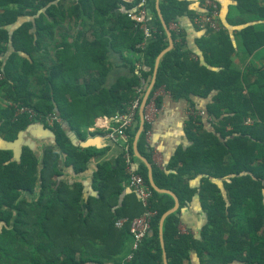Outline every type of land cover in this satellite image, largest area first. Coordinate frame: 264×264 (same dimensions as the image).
<instances>
[{"label": "trees", "instance_id": "1", "mask_svg": "<svg viewBox=\"0 0 264 264\" xmlns=\"http://www.w3.org/2000/svg\"><path fill=\"white\" fill-rule=\"evenodd\" d=\"M152 1L157 31L148 40L141 24L131 18L138 0H0V137L13 142L35 123L26 114L15 116L14 106L3 104L7 101L40 113L57 112L62 118L53 126L44 124L54 144L42 156L29 144L23 145L20 159L12 149L0 147V264H106L113 258H106L104 251L116 220L143 213L135 192L123 195L128 175L122 155L116 164L99 163L94 173L99 197L87 202L82 184L62 176L64 167L86 171L93 156L106 152L76 145L70 132L85 139L97 117L126 108L142 79L143 92L149 86L156 58L169 44ZM235 1L264 16L260 0ZM189 5L190 0H160L169 26L185 13L195 16ZM171 32L174 46L160 60L152 93L163 87L195 108L193 96L216 93L206 107L214 119L212 127L190 117L186 133L192 144L178 148L168 168L153 163L145 137L148 124L138 138L157 186L180 200L163 224L168 264H186L192 249L203 264H264V67L239 69L225 29L206 32L198 40L206 65L188 50L182 31ZM241 35L249 55L264 44V31L252 25ZM113 52L127 73L110 80ZM162 102L159 95L157 104ZM249 118L252 122L246 123ZM138 125L129 139L135 160ZM137 169L153 191L150 206L157 214L130 264H164L160 220L175 199L152 187L143 162ZM198 175L202 178L197 190L189 181ZM195 194L207 213L200 240L178 227L182 207ZM92 200L102 205V220L105 210L111 216L103 227L95 225ZM123 227V235L129 234L128 225Z\"/></svg>", "mask_w": 264, "mask_h": 264}, {"label": "crops", "instance_id": "2", "mask_svg": "<svg viewBox=\"0 0 264 264\" xmlns=\"http://www.w3.org/2000/svg\"><path fill=\"white\" fill-rule=\"evenodd\" d=\"M215 1L219 6L220 21L223 24V28L230 35L235 48V53L232 55L234 64L242 71H246L248 67L251 69L255 67H264V44L249 55L247 54V49L241 35V30L248 25H252L256 31H264V16L259 15L256 11L251 9L245 10L243 8L244 5H239L235 0ZM149 4L151 15L150 25L157 28L156 17L153 12V1L150 0ZM202 4L203 0H190L189 8L195 12L196 15L198 12L202 11ZM260 5L264 6V0H260ZM155 9L157 11L156 0ZM193 18L194 16L192 17L190 13H185L175 21L173 26L184 33L188 50L195 55L200 61V64L206 65L207 62L204 58L203 50L198 46V40L207 33L194 24ZM153 37L154 36L147 39L150 40ZM111 60L114 64V69L110 73V80H114L119 75L127 73V69L123 67L122 59L119 54L113 52V54H111ZM215 93L216 90H213L210 93V96L206 98L193 96L192 100L195 102L197 108L206 110L207 104L212 100V96ZM190 106H192L191 103L186 99L176 100L170 94H165L163 96L161 111L152 124L151 134L147 139V144L152 152L153 163L162 169H166L170 166L171 160L178 148H185L192 144L186 133V127L188 120L190 119L188 113ZM203 121L206 127H212V122H208V120ZM108 123H110L109 116L97 117L94 124L87 130L88 134L85 139H80L75 132H71L76 135V145L81 147L96 146L98 148L106 149L104 154L93 156L89 161L88 169L82 173H75L73 167L63 168V178L67 179L70 183L80 182L82 184L84 202H87L91 198L99 197V189L97 188L94 179V173L99 163L109 161L112 164H116L118 158L122 155L120 144L118 145L111 142L105 135L106 132L104 126ZM65 126L69 130L68 125L66 124ZM23 138L26 142L33 144V147L36 149L39 156L43 155L45 148L54 144L53 137L47 133H43L40 126L34 124L27 128ZM89 140L92 142L84 145V142ZM139 162H141L139 159L135 160L136 168H138ZM61 165H64V161H62ZM170 170H173L174 172L176 169L172 168ZM201 178V175L191 178L189 181L190 187L198 190ZM218 182L220 186H223L222 181L219 180ZM130 191L129 188L125 187L123 195ZM109 202L110 201H108V203ZM92 206L96 213L95 225L103 227L106 219V223L108 224V220H111V216L108 217V211L105 210L106 218H103V221L100 217L102 205L97 201L92 200ZM115 209L116 207L113 208L112 211ZM109 212L111 213V211ZM179 218L180 221L178 227L181 233H189L195 239H202V232L207 222V213L201 206L199 194H195L192 199L182 207L179 213ZM114 226L115 227L111 228L109 231L110 241L104 251L106 258L113 257L114 259L110 258L106 260V264H114L116 260L119 261L118 264H120L132 252L133 238L131 234L127 233L126 235H123L122 229L124 227H118L116 224ZM97 234L99 237L102 236V233ZM186 264H203L201 263L195 249L190 251V257Z\"/></svg>", "mask_w": 264, "mask_h": 264}, {"label": "built area", "instance_id": "3", "mask_svg": "<svg viewBox=\"0 0 264 264\" xmlns=\"http://www.w3.org/2000/svg\"><path fill=\"white\" fill-rule=\"evenodd\" d=\"M128 1V0H126ZM134 0H129L132 2ZM150 0H138L136 5V13L131 14V18L136 20L141 24L145 35L147 38L154 36L157 28L150 25L151 15L149 10ZM194 24L206 32H216L223 30V24L220 21L219 6L215 0H203L202 11L198 12L193 18ZM175 21L169 26L170 29L176 30L173 25ZM4 78V73L0 71V81ZM144 80L142 79V84L137 87L136 94L134 97L126 104V108L117 112L114 116L110 117V123L104 126L106 137L115 144H120L122 149V156L126 164V173L128 179L126 181V186L131 191L135 192L144 211L142 214L133 217L132 219L128 217H121L116 220L115 224L118 227H123L128 225L129 233L133 238L132 252L127 256V258L120 264H130L134 258L135 251L139 248L143 239L152 230V220L157 214V211L152 209L150 206L151 199L153 198V191L149 184L147 183L144 176L138 171L135 166V159L131 152L130 144V133L133 131L137 123H139L140 108L142 104L143 97L145 95ZM169 94L163 87L158 88L154 93H150L147 102L144 106L143 117L145 124L149 127L145 130L146 140L151 134V126L156 120L159 112L161 111L162 105L157 104V97L159 95L164 96ZM7 105H12L15 108V116L20 114H26L31 120L35 122H41L49 126H53L56 122L62 120L61 116L57 112H46L40 113L30 106L24 104H17L11 101L6 102ZM190 117L202 118V120H208V122H213L214 119L209 112L194 106L189 107L188 111ZM252 119H248L246 123H251Z\"/></svg>", "mask_w": 264, "mask_h": 264}, {"label": "water", "instance_id": "4", "mask_svg": "<svg viewBox=\"0 0 264 264\" xmlns=\"http://www.w3.org/2000/svg\"><path fill=\"white\" fill-rule=\"evenodd\" d=\"M156 8H157L158 16H159V18H160V20L162 22V25H163V27H164L167 35H168L169 44L164 50L161 51V53L156 58L155 67H154V71H153V76H152V79H151V82H150L149 86L147 87V89L145 91V95H144L143 100H142V104H141V108H140V116H139V125H138V129L136 131L134 144H133V149H134V154L136 155V157L147 166L149 180H150V184L152 185V187L158 192H167V193L172 194L174 196V199H175L174 206L172 208H170L169 210H167L162 215L161 220H160V226H159L161 244H162L163 253H164V264H168L167 251H166V248H165V242H164V237H163V224H164V219L170 213H173L174 211H176L178 209V207L180 205V200H179L178 196L173 191L166 190V189H161L159 186H157V184L155 183L154 178H153V172H152L153 167H152V164L144 155L141 154V152L139 151L138 146H137L138 138H139L141 132L143 131L144 127H145V121H144V117H143L144 106H145V104L147 102L148 96L150 95V93L153 90V87L155 85V82H156V79H157V73H158V67H159V64H160V60L163 57V55L166 52H168L174 46V39H173V36H172V32H171V29H170L169 25L167 24L164 16H163V13H162L161 8L159 6V0H156ZM34 125L40 126L41 130L43 131V133H47L49 135H52L51 129L49 127L45 126L43 123L35 122ZM26 130L20 132L18 139L13 141V142L3 140L0 137V140H1L0 141V147L1 148L12 149L13 153H14V158L15 159H20V157L22 155V152H23V145L29 144L30 146L33 147L32 143L26 142L24 140V138H23L24 133H25ZM70 134H71V138H72L73 142L75 144H77L76 135L71 133V132H70ZM91 142H92L91 140L86 141V142H84V145L90 144Z\"/></svg>", "mask_w": 264, "mask_h": 264}, {"label": "rangeland", "instance_id": "5", "mask_svg": "<svg viewBox=\"0 0 264 264\" xmlns=\"http://www.w3.org/2000/svg\"><path fill=\"white\" fill-rule=\"evenodd\" d=\"M4 105L6 104V103H3Z\"/></svg>", "mask_w": 264, "mask_h": 264}]
</instances>
